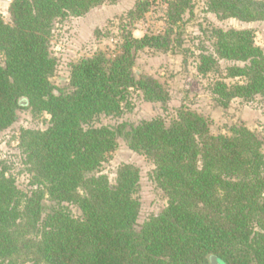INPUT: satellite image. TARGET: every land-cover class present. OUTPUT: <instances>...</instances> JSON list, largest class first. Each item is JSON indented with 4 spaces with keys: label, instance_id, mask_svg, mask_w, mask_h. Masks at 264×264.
<instances>
[{
    "label": "trees",
    "instance_id": "trees-1",
    "mask_svg": "<svg viewBox=\"0 0 264 264\" xmlns=\"http://www.w3.org/2000/svg\"><path fill=\"white\" fill-rule=\"evenodd\" d=\"M117 1L13 0L12 23L0 15V132L23 108L50 116L47 128L20 131L31 189L0 165V264H210L213 255L226 264H264V140L257 132L235 124L230 134H214L208 117L185 106L170 122L158 116L97 125L100 116L131 108L135 91L166 106L163 84L133 67L139 51L177 45L175 27L194 0H166L164 33L137 37L123 25L117 53L100 50L71 65L70 89L51 81L56 22ZM157 2L137 0L130 24ZM207 5L222 19L264 20V0ZM212 37L214 52L200 54L199 72L221 73L220 60L235 62L212 84L219 105L264 95V50L253 30L213 28ZM119 138L155 165L152 179L168 197L143 222L139 167L123 163L115 183L95 174Z\"/></svg>",
    "mask_w": 264,
    "mask_h": 264
},
{
    "label": "rangeland",
    "instance_id": "rangeland-1",
    "mask_svg": "<svg viewBox=\"0 0 264 264\" xmlns=\"http://www.w3.org/2000/svg\"><path fill=\"white\" fill-rule=\"evenodd\" d=\"M136 1L107 2L90 9L83 16H69L56 22L51 38V53L57 59V69L51 81L58 88L70 89L71 65L79 59L92 56L100 50L109 55L117 53L123 25H127L126 29H132L137 37L145 33L166 31V0H158L144 18L130 24L127 14ZM10 4L0 0V15L8 23H12ZM213 28L251 29L256 44L264 50V20L245 22L236 18L222 19L208 9L207 0H194L193 10L186 12L183 20L175 27L174 35L178 36L181 44L177 41V45L166 52L152 49L139 51L133 67L139 77H153L163 84L170 96L166 106L160 102L147 101L142 92L135 91L131 98V108L120 116L102 115L97 125H115L120 121L137 123L158 116L170 122L178 109L185 106L208 117L214 134H230L233 125L245 124L264 140V95H257L250 100L235 98L228 107H222L213 93L212 84L215 79L225 77L226 67L235 62L220 60L221 73L202 75L198 70L200 54L204 51L214 52ZM226 81L232 84L236 80L226 78ZM49 118L47 113L36 115L30 109L23 108L19 111L18 120L0 132V165L9 168L18 186L25 191L32 188V175L20 148V131L22 128L45 129ZM123 163L134 164L140 169L139 221L143 222L163 210L168 204V197L152 179L155 165L146 156L130 149L123 138H119L116 150L95 174H105L115 183L117 170ZM70 208L75 216L82 215L78 206L70 205Z\"/></svg>",
    "mask_w": 264,
    "mask_h": 264
},
{
    "label": "water",
    "instance_id": "water-1",
    "mask_svg": "<svg viewBox=\"0 0 264 264\" xmlns=\"http://www.w3.org/2000/svg\"><path fill=\"white\" fill-rule=\"evenodd\" d=\"M6 1L7 3H10L12 2V0H4ZM26 100H22L21 101V104H26ZM210 264H226L225 262L221 261L217 256H211L210 257Z\"/></svg>",
    "mask_w": 264,
    "mask_h": 264
}]
</instances>
